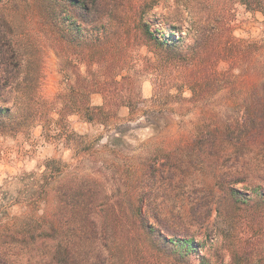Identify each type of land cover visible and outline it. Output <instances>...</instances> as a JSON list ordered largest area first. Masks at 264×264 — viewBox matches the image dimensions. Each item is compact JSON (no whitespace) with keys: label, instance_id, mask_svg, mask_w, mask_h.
<instances>
[{"label":"trees","instance_id":"16d2710c","mask_svg":"<svg viewBox=\"0 0 264 264\" xmlns=\"http://www.w3.org/2000/svg\"><path fill=\"white\" fill-rule=\"evenodd\" d=\"M241 1L264 15V0ZM158 2L51 0L37 9L38 30L57 44L63 77L52 99L40 92L42 72L22 71L25 61L0 38L1 104L15 94L12 105L1 108L0 133L20 134L35 125L49 133L74 115L108 123L140 99V61L141 71L159 79L133 133L118 125L109 137L124 141L139 129L150 137L145 147L154 159L145 169L135 165L142 180L126 193L132 214L108 205L116 226L100 232L106 188L94 178L72 183L59 192L71 212L67 220L52 223L43 210L34 217L38 232L0 230V264H192L191 252L199 249L194 236L205 234L213 216L215 237L199 264H264V39H238L224 17L208 13L199 20L192 15L186 37L161 40L145 19ZM199 4L212 10L211 0ZM175 80L178 93L165 91ZM186 88L191 97L182 101ZM96 94L103 97L100 106L91 104ZM53 169L41 175L37 206L63 175ZM175 190L182 196L176 212L169 204Z\"/></svg>","mask_w":264,"mask_h":264},{"label":"rangeland","instance_id":"374dc122","mask_svg":"<svg viewBox=\"0 0 264 264\" xmlns=\"http://www.w3.org/2000/svg\"><path fill=\"white\" fill-rule=\"evenodd\" d=\"M200 2L203 0H159L145 19L161 40L186 37L194 21L192 15L199 20L208 13L217 19L224 17L225 23L231 26L232 35L238 39L247 43L264 39V15L261 11L247 9L241 0H211L212 10L206 11ZM48 5H51V0H0V38L12 42L16 54L25 61L22 71L28 68L42 72L40 92L45 98L52 99L63 86V77L57 44L38 30L41 16L37 9ZM138 66L136 69L140 71L135 75V92L140 99L132 110L127 107L119 109L108 123H87L82 117L74 115L67 117L59 128L53 127L49 133L37 125L20 134L0 133V230L38 232L40 227L34 217L41 215L43 210H46L52 223L57 224L63 216L67 220L71 212L63 208L60 190L75 182L82 184L84 181L85 185L92 178L100 181L108 196L103 198L105 212L99 210L97 216L100 232L111 233L110 228L116 226L111 214L107 215L111 211L108 205L124 211L120 214L122 216L132 214V211L128 212L130 206L126 193L142 180L140 173L134 174L135 165L145 169L154 159V152L145 147L150 137L143 129L132 136L126 135L124 141L111 142L109 137L118 125L130 126L128 133L131 134L143 113L152 106L159 79L150 72L141 71V61ZM80 70L84 72L85 65H81ZM179 86L180 83L175 80L165 91L177 94ZM179 96L182 101L188 100L190 90L182 89ZM14 98V93L9 95L7 106L0 102V113L12 105ZM91 104L102 105V95H93ZM107 144H115L118 148L106 147ZM87 149L90 150L83 152ZM119 149L121 152L116 156ZM48 168H54L56 175L62 171L63 175L52 184L46 202L37 206L35 203L40 198L38 183L41 175L48 173ZM171 193L169 204L176 205V212L180 209L182 196L178 190ZM215 219L213 216L212 224ZM212 224L205 234L194 236V245L199 249L198 252L195 249L191 252L192 264H199V257L205 254V248L214 239L216 230ZM27 246L34 248L31 244Z\"/></svg>","mask_w":264,"mask_h":264}]
</instances>
